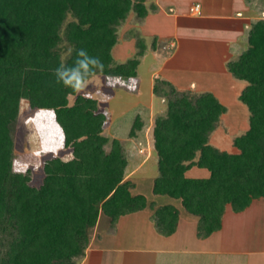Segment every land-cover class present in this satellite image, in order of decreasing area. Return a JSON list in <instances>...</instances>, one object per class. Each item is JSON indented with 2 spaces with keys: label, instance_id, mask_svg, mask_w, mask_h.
Instances as JSON below:
<instances>
[{
  "label": "trees",
  "instance_id": "16d2710c",
  "mask_svg": "<svg viewBox=\"0 0 264 264\" xmlns=\"http://www.w3.org/2000/svg\"><path fill=\"white\" fill-rule=\"evenodd\" d=\"M147 1L0 0V264H81L102 214L115 227L122 216L152 208L159 233L176 231L174 206L156 209L144 195L132 194L125 147L106 135L98 100L57 84L54 74L62 60L72 65L76 50L85 49L104 64L97 75L136 78L147 50L144 38L132 35L137 52L125 63H117L112 52L129 15L147 17ZM227 67L247 84L238 100L248 108L249 129L233 138L237 153L210 143L228 110L214 94L194 95L162 78L154 84V94L167 106L153 130L159 159L153 192L181 200L199 217L198 235L204 238L222 228L229 205L242 213L264 198V20L252 24L247 50ZM23 100L35 112L50 113L37 121L45 118L72 154L68 160L46 159L39 187L32 185L30 169L14 170ZM142 128L137 117L130 137ZM193 167L207 169L210 177L188 178Z\"/></svg>",
  "mask_w": 264,
  "mask_h": 264
},
{
  "label": "crops",
  "instance_id": "0c3cea01",
  "mask_svg": "<svg viewBox=\"0 0 264 264\" xmlns=\"http://www.w3.org/2000/svg\"><path fill=\"white\" fill-rule=\"evenodd\" d=\"M153 5L156 10L151 9ZM146 6L149 14L144 20L139 21L132 12L120 27L119 43L112 52L117 63L131 59L137 52L136 39L128 34L137 29L147 45L141 60L151 56L157 61L158 65H154L146 79L149 101L144 103L145 112L139 113L138 117H149L158 105V97L154 94L156 78L165 79L177 89L194 95L210 92L225 106L226 98L238 99L247 84L236 80L227 64L247 50L252 24L264 20V0H149ZM141 65L140 62L136 78L118 79L123 80L125 86L129 80L136 81L140 100L145 92L144 81L139 75ZM105 83L107 86V80ZM97 94L98 98H91L98 100L100 111L108 119V112L103 111L106 101H102L106 94ZM235 103L245 114V123L239 125L240 119L237 127L247 131L248 108L243 103ZM159 108L162 112L161 104ZM227 116L224 114L221 120L226 121ZM151 124L148 147L136 136L131 147L133 158H128L127 168L137 152L146 157L135 170L126 173L125 179L135 184L133 195H144L149 203L156 205V209L172 205L179 211L176 231L170 236L159 233L152 220L155 213L152 208L122 216L115 227H112L110 218L102 214L92 230L81 264H264V198L255 200L242 213H235L229 205L222 228L204 238L198 235L199 217L187 212L181 200L154 194V181L159 175H153L149 180L136 177L155 151L154 122ZM143 128H146L144 124ZM143 128L137 135H141ZM221 131L220 121L210 143L220 150L237 153L233 139L227 143L216 138L218 142L213 143L215 135ZM186 176L205 179L210 177V172L193 167Z\"/></svg>",
  "mask_w": 264,
  "mask_h": 264
},
{
  "label": "rangeland",
  "instance_id": "374dc122",
  "mask_svg": "<svg viewBox=\"0 0 264 264\" xmlns=\"http://www.w3.org/2000/svg\"><path fill=\"white\" fill-rule=\"evenodd\" d=\"M262 17L264 18V14ZM136 33H139L137 29L132 30L129 32L128 36L131 37ZM156 62L157 61L153 60L151 56L145 57L141 60L142 65L139 68V75L144 81L143 87L145 91L141 100L137 98L138 90L135 88V85L138 87V84L133 80H129V84L125 86V82L123 80L113 79L112 83L114 84V87H110L112 88L110 89L106 86L105 76L97 75L87 88V91H89L92 94V97L95 98H98L99 96L97 93H100V95L102 93H104L103 95L106 94L105 98L102 96V101H106L103 106V111L108 112L109 116L105 126V133L111 141L117 139L124 145L126 156L127 158H130V160L133 158L131 147L134 145L135 141L134 138L130 137V131L133 128L138 114H143L145 112L144 103L149 101V98L146 96L148 95L146 79L154 68V65H158ZM73 100L74 97L71 98V101ZM156 100L158 101L156 102L158 105L155 106L154 113H151L150 116L148 115L149 117L140 116V120L146 128H143V132H141V135H137V138L139 137L142 141L144 140L143 142L146 147H148V140L151 138V133L148 132L149 127L152 125L151 123L154 122L155 126L156 118L158 116L165 115L166 111L167 102L165 99L158 97ZM226 102V106L228 108V116L226 117L227 120H221V129H223L224 132L221 131L220 134L215 135V139L213 141L214 144H216L215 142H218V138H220L222 142L225 141L229 143L233 137L242 135L246 132L244 128L237 127L240 119H242V121L239 125L245 123V114L243 111L238 109L235 102H238V104L242 103L237 98H226ZM159 104L163 106L162 112H160ZM247 113L249 114L248 110ZM39 115L50 116V113L46 114V112L41 111L35 112L30 109L28 102L23 100L21 103L20 116L14 132L16 153L15 169H17L16 171L25 168L26 170L30 169L32 171L31 183L36 187L41 186L43 183V165L46 159L61 157L64 160H68L72 158L71 150L64 148V137L62 136V138H59V133L54 132L50 126H47L48 124L47 121L44 120L45 118H39V121H37V117ZM247 125L249 126L248 119ZM57 145H62V147L58 149L57 154L54 155L51 151H45V149L56 147ZM109 146H111V144ZM109 150L110 148L108 151ZM135 156L136 157H134L131 161L130 167L127 168L128 171L126 170V173L128 172L127 175L131 171L135 170V167L138 166L146 157L139 154V152H137ZM157 160L158 155L154 151L153 158L140 168L136 177L139 179L149 180L153 175H159ZM146 186L149 188L148 183H146Z\"/></svg>",
  "mask_w": 264,
  "mask_h": 264
},
{
  "label": "clouds",
  "instance_id": "9594fccd",
  "mask_svg": "<svg viewBox=\"0 0 264 264\" xmlns=\"http://www.w3.org/2000/svg\"><path fill=\"white\" fill-rule=\"evenodd\" d=\"M73 49L69 48L67 55H71ZM104 72V64L98 57H93L88 54L85 49L76 50V59L72 65L65 62L55 69L56 83L62 84L65 88H70L76 94H83L85 98H91L92 94L87 91L88 85L93 82L98 73ZM108 87H114L112 83L113 77H105ZM62 145L45 149L46 152L51 151L57 154L58 149ZM17 170V169H14ZM19 171H26L20 169Z\"/></svg>",
  "mask_w": 264,
  "mask_h": 264
},
{
  "label": "built area",
  "instance_id": "2783aa9c",
  "mask_svg": "<svg viewBox=\"0 0 264 264\" xmlns=\"http://www.w3.org/2000/svg\"><path fill=\"white\" fill-rule=\"evenodd\" d=\"M199 7H197V9H198Z\"/></svg>",
  "mask_w": 264,
  "mask_h": 264
}]
</instances>
